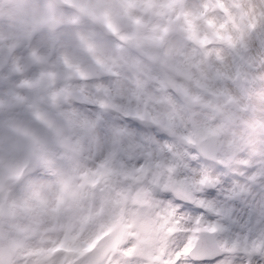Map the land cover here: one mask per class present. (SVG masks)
Here are the masks:
<instances>
[{
	"label": "clouds",
	"instance_id": "1",
	"mask_svg": "<svg viewBox=\"0 0 264 264\" xmlns=\"http://www.w3.org/2000/svg\"><path fill=\"white\" fill-rule=\"evenodd\" d=\"M202 15L224 19L217 0H0V264H61V225L86 206L72 192L100 161L176 153L264 175V38L201 48Z\"/></svg>",
	"mask_w": 264,
	"mask_h": 264
},
{
	"label": "rangeland",
	"instance_id": "2",
	"mask_svg": "<svg viewBox=\"0 0 264 264\" xmlns=\"http://www.w3.org/2000/svg\"><path fill=\"white\" fill-rule=\"evenodd\" d=\"M217 5L224 14L223 20L206 18L203 15L200 17L210 35H201L196 25L190 26L192 39L201 48L213 43H226L235 50L245 47L244 42L251 34H255L258 40L264 38V13L258 11L254 0H228V4H225L224 0H217ZM162 44L161 39L152 38L148 41V46L152 48H159ZM138 46L142 48L144 45L141 43ZM215 58L223 64L224 58L218 50L215 52ZM217 74L220 78H224L222 72L218 71ZM123 130L136 136L140 134L141 126L136 122L131 124L127 122ZM172 154L171 158V154L165 156L162 152L146 151L142 158L145 163L132 167L113 157L98 162L94 169L80 176L81 184L72 195L86 206L79 215L61 225L66 233L65 240L52 250L53 253L60 251L65 253L61 264H77L81 258L93 253H95V264H113V261L115 264H167L172 253L170 241L174 232L169 235L168 246L156 244V241L163 237V233L159 230L161 221L166 219L168 214L160 205L162 201L158 198L162 196L157 198L154 194L153 183L157 182L162 190L168 187L163 180L164 173L159 172V167L162 164L161 159L166 162L173 161L177 154ZM153 161L157 162V169L152 165ZM101 164H104V168L100 174L91 175ZM247 166L249 165L245 162L244 167L248 168ZM243 171L247 173L246 170ZM218 173L222 177L221 183L223 180L231 182L226 184L227 191L232 192L231 195L226 196V201L233 204L238 211H243L244 225L243 229L235 230V215L223 211L222 217L216 223L224 226L227 233L223 231L216 233L214 235L216 244L220 241L235 242L244 234V228L249 224L247 234L258 237L264 232V193L262 194L264 190L251 185L247 192L234 193L233 181L236 180L228 175L232 170ZM86 175L89 176L87 182L84 180ZM255 176L259 179V186L263 187V175L259 172ZM211 187L205 191L210 190ZM176 191L185 193L189 198L191 196L189 191L186 192L181 188H176ZM214 210L217 212L222 209L215 207ZM33 223L39 224L40 221L34 220ZM82 235L88 238L80 242ZM106 239L109 240V244L100 247L101 242Z\"/></svg>",
	"mask_w": 264,
	"mask_h": 264
},
{
	"label": "snow or ice",
	"instance_id": "3",
	"mask_svg": "<svg viewBox=\"0 0 264 264\" xmlns=\"http://www.w3.org/2000/svg\"><path fill=\"white\" fill-rule=\"evenodd\" d=\"M104 168L101 164L99 169L92 173L98 176ZM89 176L86 175L84 180L87 182ZM175 183L170 184L165 190H155L154 194L162 201V207L166 214H170L171 221L177 225L179 231L173 233L172 251L173 259L176 264H264V232L258 237L247 234L250 227L246 225L244 234L235 242L220 241L216 248L220 252L219 256L213 257L212 260H200L202 250L209 246L204 239L206 236H214L222 231L219 223H210L205 216L198 215L199 209L192 206L193 203H200L201 207L205 206L200 200L196 199L205 194V190L210 188L214 181L211 177H200L195 180L191 189L190 198L183 192L176 191V177L173 176ZM238 189H234V192ZM211 195V193H207ZM207 215V213H205ZM216 215H222L216 213Z\"/></svg>",
	"mask_w": 264,
	"mask_h": 264
},
{
	"label": "bare ground",
	"instance_id": "4",
	"mask_svg": "<svg viewBox=\"0 0 264 264\" xmlns=\"http://www.w3.org/2000/svg\"><path fill=\"white\" fill-rule=\"evenodd\" d=\"M128 112H124V116H128ZM146 152H143L138 158L142 159ZM171 158L173 156L172 153ZM161 155V154H160ZM161 157V156H160ZM161 159V158H160ZM162 160V164L159 167V172L164 173V182L167 186H169L172 183H175L173 180V176L176 177V188H181L186 192H190L193 182L200 177H211V179L214 181L212 187L210 190L205 191V194L196 198L200 200L202 203H205L204 207L200 206V203H193L192 206L199 209L198 215L205 216V219L210 223H216L219 218L222 217V215H216V213H221L223 211L230 212L235 215V230H241L243 229V211H238L235 209L233 204L228 203L226 201V196L231 195V191H227L226 184L231 182L229 180H226L221 183L220 180L222 179L221 175L218 172H223L224 170H229V168L226 166L223 160H219L218 162L214 164H207L204 161L199 160L197 157H192L191 161H185L183 164L178 158V154L175 155V158L173 161L166 162L164 159ZM155 169L158 168L157 162L153 161L152 164ZM245 163L241 166V168L237 171L236 169H230L232 170V173H229L228 175L232 177L236 182L234 183V189H238V191H235L236 193L242 194L243 192L248 191V187L251 185L254 186V188L262 189L264 190V186H259V179L256 178V174L259 173L258 170H254L251 166H247L248 168L244 167ZM243 170H246L247 173H245ZM254 173L255 175L251 174ZM220 175V179L218 178ZM196 176H198L196 178ZM262 180H264V175L262 177ZM153 187L155 190L159 189L160 191H163L159 188V184L157 182L153 183ZM226 190H225V188ZM211 193V195H207V193ZM234 192V193H235ZM264 192H262L263 194ZM162 196V195H161ZM162 205V204H160ZM162 207V206H161ZM215 207L222 209L221 211L215 212ZM163 211L166 212V210L162 207ZM207 213V215H205ZM221 229L224 233H227V230L224 226L221 225ZM163 233V237L160 238L158 241H156V244H159L160 246H168L169 245V235H171L173 232L179 231V228L175 223L171 221L170 214L166 216V219L161 221V229L159 230ZM220 233V232H218ZM239 238V237H238ZM171 245H172V241ZM174 255L173 251L170 255L169 261L167 264H176L175 260L172 258ZM133 264V263H132Z\"/></svg>",
	"mask_w": 264,
	"mask_h": 264
},
{
	"label": "water",
	"instance_id": "5",
	"mask_svg": "<svg viewBox=\"0 0 264 264\" xmlns=\"http://www.w3.org/2000/svg\"><path fill=\"white\" fill-rule=\"evenodd\" d=\"M204 239L208 242L209 246L202 250L198 259L200 260L213 259V257L219 256L220 252L216 248L214 237L206 236Z\"/></svg>",
	"mask_w": 264,
	"mask_h": 264
}]
</instances>
